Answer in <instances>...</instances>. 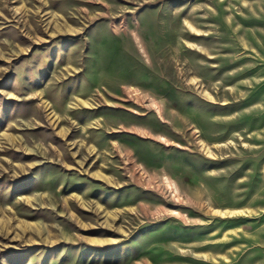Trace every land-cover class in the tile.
Returning a JSON list of instances; mask_svg holds the SVG:
<instances>
[{
  "label": "rangeland",
  "instance_id": "obj_1",
  "mask_svg": "<svg viewBox=\"0 0 264 264\" xmlns=\"http://www.w3.org/2000/svg\"><path fill=\"white\" fill-rule=\"evenodd\" d=\"M0 264H264V0H0Z\"/></svg>",
  "mask_w": 264,
  "mask_h": 264
}]
</instances>
